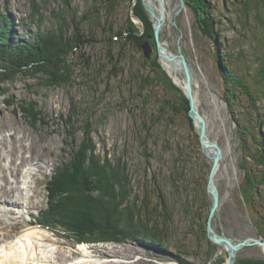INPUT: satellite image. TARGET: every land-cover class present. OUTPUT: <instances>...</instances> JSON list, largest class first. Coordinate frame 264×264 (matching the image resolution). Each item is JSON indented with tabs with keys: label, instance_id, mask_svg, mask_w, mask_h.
<instances>
[{
	"label": "rangeland",
	"instance_id": "obj_1",
	"mask_svg": "<svg viewBox=\"0 0 264 264\" xmlns=\"http://www.w3.org/2000/svg\"><path fill=\"white\" fill-rule=\"evenodd\" d=\"M115 1L114 10L109 11L106 0H0V15L9 17L14 36L21 40H32L39 31L55 35L62 32L67 37L80 32L86 39L69 60L74 70L69 84L50 88L38 76L25 78L20 74L9 83L0 81V180L6 175L13 181L8 166L9 152L15 148L19 157L33 158V167H18L20 183L26 170L34 169V191L29 193L32 205L20 214L17 211L18 219L14 216L13 221L6 219L7 223L0 224V250L35 228L47 232L41 250L60 247L70 262L84 257L80 249L85 246L92 264H178L174 255L193 264H228L226 249L213 244L205 234L212 197L205 196L203 190L207 188L211 162L202 153L196 129H191L184 113L173 109L182 110L181 97L186 90L174 83L161 64L154 35L147 37L152 48L147 59L141 48L146 42L138 48L112 34L124 32L131 22L143 35L146 27L135 14L137 9L148 15L153 30L156 20L143 0L139 7L138 0ZM163 1L167 3V16L160 32L161 43H167L173 55L178 54L179 46L182 48L192 66L193 92L207 123V136L223 152L215 177L219 207L211 225L217 234L235 243L264 241L261 219L241 192L245 178L241 169L243 148L224 98L215 44L206 28L201 29L196 12L186 0H182L183 6L181 0ZM262 1L213 0V4L222 15V34L237 63L234 68L241 75L248 73L257 83L261 90L258 106L264 111V80L258 69L264 55ZM225 4L231 11L225 10ZM110 36L116 42L111 49L106 46ZM110 56L118 58L119 63H110ZM138 74L148 77L149 82L142 86ZM249 111L244 103L241 112ZM71 113L75 114L73 128L68 126ZM250 119L255 125L254 117ZM87 123L93 130L97 154L103 158L107 153L111 160L121 158L136 193L142 194L146 186L156 191L155 196L162 193L171 215L167 223L171 249L158 250L131 241L81 242L70 233L39 224L38 215L47 207L46 183L57 166L71 159V147L75 141L78 145L82 142ZM251 147L257 151L255 143ZM16 164H20L19 159ZM238 259L264 260V247L244 248L238 252Z\"/></svg>",
	"mask_w": 264,
	"mask_h": 264
},
{
	"label": "trees",
	"instance_id": "obj_2",
	"mask_svg": "<svg viewBox=\"0 0 264 264\" xmlns=\"http://www.w3.org/2000/svg\"><path fill=\"white\" fill-rule=\"evenodd\" d=\"M186 1L196 12L201 29L205 31L206 28L208 36L215 44V57L223 82L224 98L232 119L237 124L243 148L241 169L245 172V178L241 192L251 210L261 219V229L264 232V111L258 106L261 90L257 83L252 82L253 79L248 73L241 75L234 68L237 63L224 42L222 15L217 11L213 0ZM106 2L108 10H114L117 2ZM140 2L138 0V7ZM262 3L264 9V1ZM234 4L241 8L237 3ZM66 5L69 6L70 3L66 2ZM223 6L225 10L231 11L226 4ZM135 14L145 24L143 35H139L138 29L131 22H128L124 32L112 34L139 48L147 41L148 35H154V30L143 9H137ZM74 25L77 31L81 30L78 23ZM13 26L9 17L0 15V81L9 83L19 74L25 78L38 76L44 86L50 88L61 87L72 81L74 70L69 60L86 41L84 33L67 37L62 32L55 35L48 31H39L32 40L24 41L15 37L17 35L14 34ZM115 43L110 36L106 46L111 49ZM262 59L258 69L261 79L264 80V55ZM114 62L118 64V58L110 56V63ZM137 79L142 86L149 82L148 77L139 74ZM151 80L153 82L155 78ZM181 100L182 110L176 107L173 109L185 114L194 131L193 121L188 114L189 101L184 95ZM244 103L248 104L250 111L243 114L241 108ZM74 116L71 113L68 126L73 123ZM31 117H34L33 114ZM251 117L255 121L253 126L250 124ZM70 127L73 128V125ZM92 133L93 130L87 123L83 129L82 142L78 145L75 141L71 147V159L53 170L46 183L47 207L38 215L39 224L70 233L81 242L131 241L158 250L171 249V238L167 233V223L171 215L162 193L155 196L156 191L147 186L143 188L142 194L136 193L121 158L111 160L107 153L103 158L100 157ZM195 136L198 140L197 133ZM252 142L256 144L257 151L252 150ZM203 194H208L207 188H204ZM208 218L209 216L206 224ZM262 235L264 240V233ZM174 256L178 264H193L179 255ZM236 264H264V260L238 259Z\"/></svg>",
	"mask_w": 264,
	"mask_h": 264
},
{
	"label": "bare ground",
	"instance_id": "obj_3",
	"mask_svg": "<svg viewBox=\"0 0 264 264\" xmlns=\"http://www.w3.org/2000/svg\"><path fill=\"white\" fill-rule=\"evenodd\" d=\"M144 1L147 4L148 7H146L148 9H152L158 18L164 19L165 21L167 16L166 2V11L165 15L163 16L162 8L159 7L160 5H158L157 0ZM155 23L157 22L155 21ZM162 45L163 49L160 53V62L168 71L174 83L178 85L183 91H185L186 79L183 76V67L181 63L174 58L175 55L170 52L168 44L162 42ZM164 54H167L168 57H165ZM189 68L192 74V82L194 87V74L190 64ZM196 107L198 108L197 105ZM20 149H22V145L20 146ZM25 149L27 148L25 147ZM17 152V148L9 152V155L11 156V165L8 167L11 168L9 170L13 176V181L10 182L9 177H6V175L1 176L0 180V224H2V222H6V219L13 221L14 216L16 217L18 212L20 214V212L27 211L32 205L31 196L29 193L34 191L33 187L31 186V176L34 171V169H32L33 165H31L33 158H25L22 154V156L19 157ZM18 159L20 160V164L17 165L16 161ZM22 165H31L32 167L26 170L23 180L20 183L18 178L20 170L18 167ZM10 212L11 214H9ZM16 218L18 219V217ZM45 235H47L46 231L36 230L35 228L30 231H25L21 236L18 237L16 241L10 242L2 247L0 250V264H92V262H89L92 260L91 257L86 255L87 252L84 251L85 246L81 247L80 249L83 252L82 253L80 251L82 254H84V257L72 262H70L69 257L63 253L62 248L60 247H55V250L52 251L47 250L49 247H45V250H41L40 248L44 247H40V244H42L41 241L48 239ZM52 241L55 240L52 239Z\"/></svg>",
	"mask_w": 264,
	"mask_h": 264
},
{
	"label": "water",
	"instance_id": "obj_4",
	"mask_svg": "<svg viewBox=\"0 0 264 264\" xmlns=\"http://www.w3.org/2000/svg\"><path fill=\"white\" fill-rule=\"evenodd\" d=\"M144 1V0H143ZM159 4L163 11V16L165 15V5L163 0H158ZM182 2V0H181ZM144 3V2H143ZM183 6V2L181 3ZM148 10V9H147ZM152 17L157 21L154 30V39L157 43V47L159 50V55L161 50L163 49V45L160 40V32L164 26V19L158 18L152 9L148 10ZM142 50L144 52V56L149 59L151 55V45L149 42H146L142 45ZM165 57H168L167 54H164ZM176 60H178L183 67V75L186 79V92L185 96L189 101V117L192 119L197 134L199 136V142L201 146L202 153L210 160L211 168L209 172L208 182H207V193L212 197V206L209 213V218L207 222V236L208 239L216 245L222 246L226 249L229 254V263L235 264L237 260V254L240 250L252 247V246H261L264 247V241L262 240H244L241 242H233L226 236L219 235L215 232L211 225V221L215 216L218 207H219V194L215 185V177L218 171L219 166L221 165L223 152L221 147L214 141H211L207 136V123L204 116L200 113L198 108L196 107V101L193 90V82H192V74L189 68V64L186 60L185 55L182 52V48L178 47V54L174 56ZM211 150V151H210ZM212 153V154H211Z\"/></svg>",
	"mask_w": 264,
	"mask_h": 264
}]
</instances>
